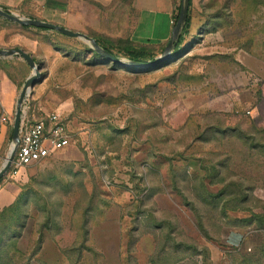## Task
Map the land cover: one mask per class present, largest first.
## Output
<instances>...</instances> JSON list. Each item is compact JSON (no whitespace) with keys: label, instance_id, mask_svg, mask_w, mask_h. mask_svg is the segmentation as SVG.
<instances>
[{"label":"rangeland","instance_id":"1","mask_svg":"<svg viewBox=\"0 0 264 264\" xmlns=\"http://www.w3.org/2000/svg\"><path fill=\"white\" fill-rule=\"evenodd\" d=\"M129 1L101 11L103 34L89 29L123 60V42L139 23L146 36L144 17L154 16L145 13L150 0ZM171 1L174 20L181 0L156 6ZM191 1L180 51L146 70L0 17V49L40 43L27 46L43 76L30 103L61 113L72 136L68 148L0 181L18 194L0 211V264H150L153 256L159 264H264V0ZM147 41L133 44L160 57L167 43ZM31 74L22 58H0V169Z\"/></svg>","mask_w":264,"mask_h":264},{"label":"crops","instance_id":"2","mask_svg":"<svg viewBox=\"0 0 264 264\" xmlns=\"http://www.w3.org/2000/svg\"><path fill=\"white\" fill-rule=\"evenodd\" d=\"M132 1L134 2V0H130L129 2L132 3ZM150 1L152 4V8L146 9L145 13L149 14L151 12L154 16L152 18L147 16L144 17V19L148 20L145 24H149L151 31L148 32L146 36L138 35V31L140 30L139 23V26L137 27L136 31L129 34V38L130 41L133 43H140L141 40L145 38L148 40L147 42L151 41L152 45H163L169 42L174 28L172 1L169 9L164 8V5L160 3L158 11L156 6V0ZM118 2L119 0H0V7L3 9L8 8L9 10L20 9V11L29 18L39 19L42 21L60 25L71 31L80 32L89 36L92 35L90 34L89 29H93L94 32H99L103 34L104 31L96 30V27L103 28V23L101 22V11L106 10L107 8H113ZM160 14L164 15L162 23H159ZM129 18H131V16H129ZM109 20L110 19H107V21ZM112 26L115 27L116 24L112 23ZM0 36H2V34H0ZM4 36L5 33L3 34V37ZM25 39V42L29 47H34L36 49L38 46H40V43L36 40H31V38ZM96 39L101 42L99 38L95 37V40ZM0 44L3 45V43ZM27 46H20V49L24 50L29 54L32 53L31 49ZM51 50L56 54L60 53V51L54 48L52 45ZM30 55L34 58V60H36L33 54ZM35 62L37 63V60ZM8 88L11 93H13V95L16 94L15 84L13 85V87L12 85L11 87L8 86ZM5 92L6 88L4 89L3 86L0 87V94L4 96ZM4 97L6 98V96ZM10 109L11 104L7 103V111L10 112ZM6 117L8 121L5 124H8L10 122V117L8 115H6ZM15 189L16 186L12 185H5L4 187L0 186V211L13 204V202L18 196L17 191Z\"/></svg>","mask_w":264,"mask_h":264},{"label":"water","instance_id":"3","mask_svg":"<svg viewBox=\"0 0 264 264\" xmlns=\"http://www.w3.org/2000/svg\"><path fill=\"white\" fill-rule=\"evenodd\" d=\"M188 15H189V0H181V8H180V14L179 18L173 28L171 38L166 45L163 54L156 58L152 62H137V61H132V60H123L107 50H105L103 47H101L97 41L94 38L89 37L86 34L80 33V32H74L71 31L63 26L56 25L53 23H49L46 21H42L39 19H33V18H25L21 17L17 14H14L12 12L6 11L3 8L0 7V17L7 19L13 23H16L20 26L23 27H34V28H40V29H46L48 31H53L57 32L59 34H62L66 37L69 38H78L83 41H86L90 43L91 48L102 58L116 63L120 66L126 67V68H133L137 70H146L149 68H155L159 65H161L164 62L170 61L173 58V52L177 46V43L180 40V37L182 35L183 29L185 28V25L188 20ZM13 57H20L22 58L27 65L30 67L32 70V74L27 78L17 101V106H16V112H15V118H14V124H13V144L11 146V149L9 151V154L2 165L0 169V181L4 178L6 174L11 169L12 162L14 159V155L17 149V145L19 142V132H20V126H21V121H22V116H23V104L25 98L30 95L32 89L35 87V85L42 80V67L39 66L34 58L25 52L24 50L20 48L16 49H0V58H13Z\"/></svg>","mask_w":264,"mask_h":264},{"label":"built area","instance_id":"4","mask_svg":"<svg viewBox=\"0 0 264 264\" xmlns=\"http://www.w3.org/2000/svg\"><path fill=\"white\" fill-rule=\"evenodd\" d=\"M8 121L6 116L2 122ZM71 131L59 112H36L28 95L23 104L19 142L9 175L19 176L21 171L56 155L71 145Z\"/></svg>","mask_w":264,"mask_h":264},{"label":"trees","instance_id":"5","mask_svg":"<svg viewBox=\"0 0 264 264\" xmlns=\"http://www.w3.org/2000/svg\"><path fill=\"white\" fill-rule=\"evenodd\" d=\"M190 4H192L191 0H190ZM4 10L9 11L8 8H4ZM177 18L178 17H174V20H173V25L174 26H175V24L177 22ZM189 24H190V17H188L187 23L185 25V28L183 29L182 35L180 37V40L177 43V46H176V50L177 51H176V53H178L180 51V48H181V45H182V43L184 41L185 35L188 32V30H189ZM23 28L24 29H32L34 27H23ZM34 29H38V30H41V31H48L46 29H40V28H34ZM96 41L105 50H107L111 54L117 56L109 46L99 42L97 39H96ZM123 43H124V45L122 46V51L124 52V55H126L129 58V60L137 61V62H144L145 63V62L154 61L156 59V56L154 55V53L151 50H149L151 48V47L149 48V46L136 47L133 44V42H131L130 40L124 41ZM164 49H165V47L163 48V50ZM57 50H59V49H57ZM246 200H247V196L246 195H242V197H239V199L237 201H235V202L238 203V204H241V203L246 202ZM1 247H2V245L0 244V249H1ZM188 249L193 250L196 253L195 254L196 256H198V255L205 256L203 253H205L206 249H201L200 250V248L197 245H190ZM0 254H1V250H0ZM159 262H160V260L158 259V257L153 256L150 259V264H159Z\"/></svg>","mask_w":264,"mask_h":264}]
</instances>
